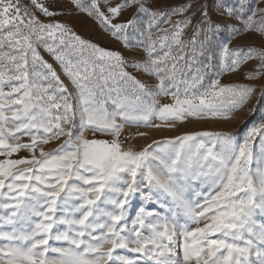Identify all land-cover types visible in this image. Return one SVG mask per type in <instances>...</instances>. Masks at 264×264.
Segmentation results:
<instances>
[{
  "label": "snow or ice",
  "instance_id": "6c2138e0",
  "mask_svg": "<svg viewBox=\"0 0 264 264\" xmlns=\"http://www.w3.org/2000/svg\"><path fill=\"white\" fill-rule=\"evenodd\" d=\"M198 2L162 11L153 9L151 0H103L102 11L101 0L88 5L71 0L125 48H143V61H128L118 51L81 38L67 24L44 23L36 12L44 17L56 13L43 0H0V48L12 50L0 51V62L6 59L9 66L0 70V156L5 157L0 161V221L11 226L0 232V240L7 241L0 246V264H264V219L254 218L257 210L264 217V171L257 185L249 167L257 135L264 149V123L250 129L242 143H234L229 134L198 132L135 151L126 144L128 137L121 139L126 125L160 128L188 118H231L255 93L251 84L221 85L219 76L204 84L200 67L191 78L186 72L197 55H205L204 41L195 47L202 33L207 40L209 33L231 27L233 36L251 31L264 37V9L239 0L234 10L216 0L221 16L243 25L236 28L212 22L208 5L193 8ZM246 5L248 14L242 15ZM131 8L136 9L131 19L114 23ZM197 12L202 15L185 60L181 36ZM174 15L183 19L172 25L171 35L152 40L154 28L169 31L164 24L172 23ZM141 23L145 40L130 44V28L145 36ZM221 56L226 71L257 59L258 70L246 78L264 74V49L230 53L224 44ZM211 59L208 52L204 67ZM128 67L154 76L156 90ZM6 81L18 83H8L11 90L5 92ZM160 96H170L173 103L159 104ZM109 101L111 111L105 107ZM25 136L30 143L19 142ZM61 137L67 139L58 149L44 151L43 145ZM21 150L31 152V158L11 159ZM20 165L31 167L15 171ZM197 176L207 177V190L189 198L188 181ZM137 198L142 203L133 212ZM165 201L166 213L147 207ZM116 249L125 253L113 255Z\"/></svg>",
  "mask_w": 264,
  "mask_h": 264
},
{
  "label": "rangeland",
  "instance_id": "374dc122",
  "mask_svg": "<svg viewBox=\"0 0 264 264\" xmlns=\"http://www.w3.org/2000/svg\"><path fill=\"white\" fill-rule=\"evenodd\" d=\"M28 0H21V3H27ZM46 3L50 10L54 11L56 15L52 17H44L40 15L39 12H36V15L44 22L49 23L52 21H58L64 24H67L71 27V29L79 35L81 38L90 41L101 48H105L112 51H118L122 53L124 58L128 61H143L146 57V53L143 48L140 47H132L131 49L125 48L124 43L118 40H115L108 32L104 31L98 21L93 19L91 16L87 15V13L80 12L72 3L71 0H43ZM91 0H82V3L85 5L90 4ZM123 0H113V3H121ZM189 0H151V7L153 9L166 10L172 7H175L180 4H186ZM224 3L229 7H232L234 10H239L240 2L239 0H224ZM208 5V13L212 17V22L218 24H228L230 26H235L236 28H242L243 25L234 19L226 18V14L224 16L220 15V12L223 9L216 8V0H199L198 3L193 4V8L199 7L200 5ZM248 4L251 9L259 10L264 9V0H248ZM101 10L106 11V6L103 4V0H101ZM249 11V6H245V11L242 15H247ZM136 14V9L131 8L126 10L117 20L116 22H126ZM185 15H191V10ZM202 13L197 12L195 17L192 18V23L188 29L193 33L195 29L196 22L200 19ZM146 19V17H142V20ZM183 19L182 16H172V23L164 24V28L168 29L167 33L165 32H156L155 28L153 31L152 40H157L160 36L165 34L171 35L172 25L178 21ZM259 15L256 17V20L259 21ZM207 25H205L206 27ZM140 31H145V26L141 23ZM129 43L136 45L138 42H142L146 38L145 36H141L139 31H133L131 28L127 32ZM208 39L205 40L204 34L202 33L196 39L195 47H200V42L204 41V49L205 55H197L196 60L191 62V68L187 70V77L191 78L195 74V69L200 67L204 72V84L209 83L211 80L219 76L221 85H233V84H251L256 88L255 93L253 94L251 100L240 110L233 113L231 118H207V119H194L188 118L183 123L177 122L174 127H137L135 124L126 125L124 127L123 132L121 133V139L125 140L126 137L129 139L126 141L128 146H131L133 150L140 151L143 148L147 147L149 144H153L154 142H163L165 140H175L177 136H183L185 134H192L198 132H211V133H221V134H229L234 143H242L248 136V132L255 126H258L260 123H264V74H261L258 79L250 80L247 79L246 76L248 73L256 72L259 66V60L257 59H249L246 62L242 63L235 71H226L224 68V62L221 56V48L224 44H227L229 52L231 53L236 49H256L261 50L264 49V37H261L256 32H247L243 35L233 36L231 27L225 28L221 31H217L215 33H209ZM182 42L186 46V50L183 51L184 59L187 60L192 54L191 50H187L192 48L189 44H185V38L181 36ZM187 41V40H186ZM189 41V40H188ZM177 46H173V49H176ZM43 55L44 59L49 63H52L53 66L59 72V66L55 63L54 60L44 51L43 48L38 49ZM0 51H12L7 48L5 45L3 48H0ZM211 52L212 59L209 67H204V65L208 64L207 53ZM175 54V53H173ZM244 55V52L241 51V56ZM231 59V57H229ZM179 64H183L184 60L178 61ZM9 66L7 64V60L5 59L3 62H0V70L7 69ZM126 71L132 73L137 79L146 83L150 89L153 91L156 90V86L159 84V81L154 76H146L143 73L135 71L133 68L128 67L125 69ZM11 74V73H8ZM180 78H183V74ZM31 79V77H30ZM61 79L64 80L65 83H68L67 79L62 75ZM8 83H18L17 81H6L4 91L8 92L11 89L7 87ZM46 83V82H45ZM165 83H168L166 80ZM183 87V85H180ZM159 104H171L173 100L170 96H160L157 97ZM105 107L111 111L114 108V105L109 101L105 104ZM9 115H11L9 113ZM118 123H122V121L118 118ZM155 123H160L159 120H156ZM138 132L147 133L145 136L136 135ZM85 136L91 138V133L86 132ZM67 137H61L58 140H52L48 144L43 145L45 152H53L58 149ZM206 139V138H205ZM20 143H30L29 137L25 136ZM9 143H15V141L9 140ZM219 148V144L217 145ZM252 151V163L249 165L251 169V173L253 176V182L258 185V175L261 171H264V149L261 148V139L260 136L257 135L251 144ZM39 153V149H37V156ZM32 153L26 150H21L17 154H13L11 159H19V158H31ZM5 157L0 156V161H3ZM31 167V165H20L15 171H19L22 168ZM207 177L205 176H197L196 179L188 181L190 184V190L186 193L189 198H195V192L197 190H207V186L203 183ZM240 195H243L241 193ZM259 197H257L258 199ZM142 201H139V204L136 208L141 205ZM168 201H165L163 204L156 205L149 203L147 205L148 208H156L157 212L166 213L167 208L166 205ZM133 209V212H135ZM179 218V217H178ZM257 220L264 219L259 214V210H257V216L254 217ZM11 226L6 224L3 221H0V232L9 231ZM7 243V241L0 240V246ZM51 243V241H50ZM108 245H105V250L108 248ZM117 253H125L124 249H116L113 255ZM52 255V254H49ZM128 256H135L138 254L135 253H127ZM108 264H112L111 261Z\"/></svg>",
  "mask_w": 264,
  "mask_h": 264
},
{
  "label": "trees",
  "instance_id": "16d2710c",
  "mask_svg": "<svg viewBox=\"0 0 264 264\" xmlns=\"http://www.w3.org/2000/svg\"><path fill=\"white\" fill-rule=\"evenodd\" d=\"M192 32H191V30L190 29H188V28H186L185 30H184V34L182 35V37L183 38H185V44H187L188 43V40H191L192 39ZM198 37H196V39H197ZM187 40V41H186ZM190 46V45H189ZM190 47H192V46H190ZM184 50H186V46H184V48H183V51ZM187 50H191L192 51V48H189V49H187ZM176 51H177V48L176 49H173L172 50V52L173 53H176Z\"/></svg>",
  "mask_w": 264,
  "mask_h": 264
},
{
  "label": "bare ground",
  "instance_id": "6f19581e",
  "mask_svg": "<svg viewBox=\"0 0 264 264\" xmlns=\"http://www.w3.org/2000/svg\"><path fill=\"white\" fill-rule=\"evenodd\" d=\"M139 201H140L139 198L133 200V209H135L138 206Z\"/></svg>",
  "mask_w": 264,
  "mask_h": 264
}]
</instances>
